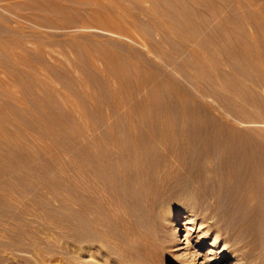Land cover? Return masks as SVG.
<instances>
[{
  "label": "rangeland",
  "instance_id": "obj_1",
  "mask_svg": "<svg viewBox=\"0 0 264 264\" xmlns=\"http://www.w3.org/2000/svg\"><path fill=\"white\" fill-rule=\"evenodd\" d=\"M191 116L264 163V0H0V209L75 182L79 149H173ZM254 243L240 264H264ZM12 247L0 264H29Z\"/></svg>",
  "mask_w": 264,
  "mask_h": 264
},
{
  "label": "bare ground",
  "instance_id": "obj_2",
  "mask_svg": "<svg viewBox=\"0 0 264 264\" xmlns=\"http://www.w3.org/2000/svg\"><path fill=\"white\" fill-rule=\"evenodd\" d=\"M185 121H173V149H79L75 182L43 184L8 209L1 197V249L12 245L29 264H196L205 251L240 264L243 247L264 245V207L250 204L263 198L264 163L256 149H221L207 124Z\"/></svg>",
  "mask_w": 264,
  "mask_h": 264
}]
</instances>
